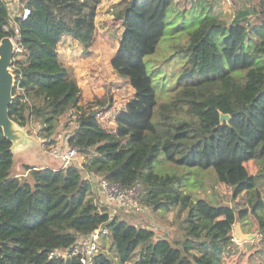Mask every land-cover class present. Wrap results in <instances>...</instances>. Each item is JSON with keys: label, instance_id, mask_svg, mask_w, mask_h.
<instances>
[{"label": "trees", "instance_id": "16d2710c", "mask_svg": "<svg viewBox=\"0 0 264 264\" xmlns=\"http://www.w3.org/2000/svg\"><path fill=\"white\" fill-rule=\"evenodd\" d=\"M232 1L229 23L207 14L185 26L190 41L178 50L188 60L170 100L158 105L143 56L166 35L174 0H126L124 28L110 63L133 90L109 130L97 111H80L82 88L59 50L66 35L83 49L92 47L102 0H25L31 9L26 19L13 18L14 0H0V43L14 37L17 44L9 117L22 127L41 124L54 145L59 119L72 114L77 125L65 138L84 156L82 163L73 159L64 166L24 165L27 174L16 175L12 140L0 129V264H81L70 250L100 227L110 232L101 233L110 244L99 249L96 264H125L139 247L136 264H240L243 251L234 227L248 214L264 243V194L258 182L264 164L250 163L264 158V0ZM161 157L213 169L245 204L235 208L193 197L184 190L182 175L155 171ZM100 176L125 187L141 182L144 206L187 209L180 226L184 235L158 237L153 229L112 215L97 193ZM54 250L64 254L50 257Z\"/></svg>", "mask_w": 264, "mask_h": 264}, {"label": "rangeland", "instance_id": "374dc122", "mask_svg": "<svg viewBox=\"0 0 264 264\" xmlns=\"http://www.w3.org/2000/svg\"><path fill=\"white\" fill-rule=\"evenodd\" d=\"M259 1L248 0V3L258 4ZM125 3L126 0H102L99 5L94 46L78 50L77 47L82 48V46L75 43L70 35L64 36L66 39L59 46L62 61L82 87L79 100L80 111L84 113L97 111L101 122L109 130L115 129V114L124 105L133 90L129 82L126 81V77L115 72L110 63L124 28L122 14ZM239 5L242 7L245 2H239ZM207 14L217 16L229 23L235 14V6L232 0H174L173 6L169 8L167 14L166 35L158 39L153 52L143 56L146 70L153 78L158 105L170 100L174 90L173 86L182 71V65L188 60V55L178 50L190 41L185 26L195 25ZM12 41L16 50L17 44L14 37H12ZM73 49H77L76 53L72 52ZM37 125V122H31L28 126L30 130V147H28L31 154L30 161L35 164H39L41 159L47 157L41 149L42 142L36 136ZM57 125L53 136L59 139L63 135V145H66L68 140L65 138L66 134L70 135L77 125L75 117L67 113L59 119ZM22 147L27 149V145ZM77 157L78 161L82 163L84 156L79 153ZM18 163L19 161L16 159V164ZM250 163L254 166L263 165L264 158L251 160ZM154 168L160 174L182 175L186 185L184 190L193 197L205 198L215 204H227L235 208L239 204H245L243 196L234 198L232 191L219 182L213 169L203 170L198 166L178 165L164 157L154 163ZM258 182L260 190L264 194V175L260 176ZM97 193L103 201L101 204H108V211L112 215L117 214L131 223L153 229L158 237L178 240L184 235L180 226L184 223L187 209L174 208L166 212L162 209L150 208L142 213L126 212L120 207L108 203L98 186ZM261 214L264 216V209L261 210ZM236 225L243 233L252 235L251 238L240 240L235 234L234 227V240L240 244L238 246L243 251L240 264H264V243L257 221L248 214ZM109 244L110 240L103 237L100 248L108 249ZM140 256L139 247L131 260L125 264H136Z\"/></svg>", "mask_w": 264, "mask_h": 264}, {"label": "built area", "instance_id": "2783aa9c", "mask_svg": "<svg viewBox=\"0 0 264 264\" xmlns=\"http://www.w3.org/2000/svg\"><path fill=\"white\" fill-rule=\"evenodd\" d=\"M11 11L13 18L18 15L22 19H26L31 13V9L26 5L25 0H14ZM14 30L16 32L19 31L15 23ZM42 128L41 124L37 125V138L42 143L47 144L50 140L43 136L41 132ZM79 151L80 149L78 146L70 145L69 143L63 145V142H58L51 147L50 154L64 166L73 159H77V155L80 153ZM97 181L108 203L120 207L126 212L142 213L150 209L149 206H144L139 201V195L143 189L141 182H137L130 187H125L119 181L110 180L101 176L97 178ZM101 233L104 235L110 234L106 228L100 227L88 235L80 237L70 250L72 255L77 254L80 256L81 264H96L95 257L100 249L102 240ZM62 254L64 253L54 250L50 253V257H56Z\"/></svg>", "mask_w": 264, "mask_h": 264}, {"label": "water", "instance_id": "95a60500", "mask_svg": "<svg viewBox=\"0 0 264 264\" xmlns=\"http://www.w3.org/2000/svg\"><path fill=\"white\" fill-rule=\"evenodd\" d=\"M15 47L11 37H5L0 43V129L12 141L14 121L9 117L8 107L13 99L14 74L11 70V63ZM222 118H229L228 114H223ZM235 234L240 240L251 238V234L243 233L238 225L235 226Z\"/></svg>", "mask_w": 264, "mask_h": 264}, {"label": "crops", "instance_id": "0c3cea01", "mask_svg": "<svg viewBox=\"0 0 264 264\" xmlns=\"http://www.w3.org/2000/svg\"><path fill=\"white\" fill-rule=\"evenodd\" d=\"M98 12H99V10H98ZM97 17H98V14H97ZM75 43H77V42H75ZM92 46H94V45H92ZM77 49L82 50L83 47L82 48L77 47ZM77 49H73L72 52H75V50L77 51ZM59 50H60V48H59ZM74 55H76V54H74ZM74 55H73V57H76ZM60 56H61V53H60ZM61 59H62V57H61ZM34 132H35V130H34ZM29 133H30V130L28 129V127H22V126L16 124L15 122L13 123V135L15 136V138L12 141V151L14 153V162H13L12 172L16 175H26L27 172L24 169V165H32V166H36V167H46V166L57 167V166H59L60 162L57 161L56 159H54L50 154L49 147L52 144H46L45 145L44 143H42L41 149H42V151H44V153L47 155V157L45 159H41L39 164H35L32 161H30L31 160V158H30L31 154H30V149L28 148V147H30V138H29L30 134ZM36 136H37V133H36ZM62 137H63V135H61L58 139L55 136H53L56 143L63 142L64 138H62ZM25 145H27V149L22 147ZM16 159H18V161H19L18 164H16ZM78 162H81V161H78Z\"/></svg>", "mask_w": 264, "mask_h": 264}]
</instances>
